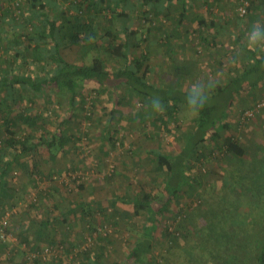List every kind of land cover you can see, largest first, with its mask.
<instances>
[{"label": "rangeland", "instance_id": "374dc122", "mask_svg": "<svg viewBox=\"0 0 264 264\" xmlns=\"http://www.w3.org/2000/svg\"><path fill=\"white\" fill-rule=\"evenodd\" d=\"M89 1L56 0L62 10L68 11L66 17L81 6L79 14L91 20L101 33L113 27L124 37V24L136 30L130 36L138 45L130 56L147 52L148 79L159 87L173 85L187 90L199 80L226 83L248 62L242 44L255 46L264 36V3L263 12L255 10L258 17L250 18L248 7L253 0H188L187 16L178 28L174 26L181 12L177 0L169 14L165 8L148 18H144L148 4L143 0H104L99 8ZM59 10L50 13L46 7L45 11L53 18ZM40 12L29 0H0V16L4 17L0 20V71L6 68L11 74H31L37 79L55 71L57 64L51 57L54 45L42 43L43 51L39 52L33 49L35 42L27 38L45 21ZM198 16L207 22L215 19L217 28L210 25L199 29ZM114 42L109 34L100 36L91 46L63 39L59 52L70 62H89L94 55L105 54L103 45ZM109 64L113 69L114 64L118 68L124 61L114 56ZM77 90L71 103L68 94L52 82L45 83L41 92L20 84L15 91L17 100L9 102L14 114L26 109L44 116L38 129L15 127L19 137L25 133L37 140L40 135L50 137L59 133L60 124L70 137L63 149L56 150L55 157L41 146L14 159L8 169L6 191L0 198V219L7 217L9 226L8 236L0 238V264L129 261L126 256L130 245L145 219L134 214L130 200L144 187L153 194L164 191L166 167H159L150 150L179 153L185 132L194 130L197 124L196 115L187 110L186 104L179 106L165 124L160 117L163 113L154 112L151 101L136 94L122 78L109 80L106 85L86 80ZM262 99L264 79L255 87L244 83L227 110L229 126L219 134L209 132L197 154L189 157L186 171L192 186L184 185L157 224L154 254L159 258L162 253L166 256V248L172 243L167 238H178L181 244L187 241L186 236L191 239L184 223L188 224L193 211L211 202L225 186L231 159L223 146L224 138L233 135L249 147L250 153L264 144V107L255 116L243 118L244 111ZM7 137L0 118V149L5 147ZM6 150L0 151L1 162L14 156L12 150ZM2 154L5 157L1 158ZM191 224L199 226L204 221L195 217ZM166 226L171 232L167 238Z\"/></svg>", "mask_w": 264, "mask_h": 264}, {"label": "trees", "instance_id": "16d2710c", "mask_svg": "<svg viewBox=\"0 0 264 264\" xmlns=\"http://www.w3.org/2000/svg\"><path fill=\"white\" fill-rule=\"evenodd\" d=\"M29 1L36 10H42L39 15L45 17V21L34 30L33 34H28L27 38L35 42L33 49L39 52L43 51L42 43L46 45L52 43L54 46L51 57L55 58L57 66L52 74L39 79L31 74H11V70L6 68L0 71V94L3 93L0 98V118L3 119L5 130L8 132L5 147L0 151L9 148L14 153L11 159L0 161V198L4 197L5 176L14 159H19L25 153L34 152L41 146L46 147L50 155L55 157L56 150L63 149L70 137L62 124L58 127L59 133H53L50 137L40 135L37 140L30 133L19 137L15 127L22 125L21 130L38 129L43 125L44 116L26 109L14 114L9 102L17 100L15 94L17 85H26L34 92H41L45 83L52 82L61 92L68 94L69 100L73 103L77 97V88L86 80H95L101 85H106L109 80L122 78L142 98L150 101L154 96L161 98L165 111L160 117L165 124L169 122V116H174L179 106L186 104V89L173 85L159 87L149 81L147 52L130 56L134 45H138L132 42L130 36V33H135L136 30L124 24L122 26L124 37L115 32L113 27L106 28L101 33L91 20L79 14L81 6L77 13L66 17L68 11L62 10L63 7L60 4L58 6L56 0H52L53 5L50 4L52 2L50 0ZM101 1L104 0H90L89 4L99 8ZM177 1L181 12L174 21L176 28L184 23L188 7V0ZM257 1L259 0L251 1V6L248 7L250 18L258 17L254 14L255 10L263 12L261 4L264 0L256 3ZM143 2L148 4V9L144 11V18H148L149 14H157L165 8L166 15L169 14L175 0H143ZM46 7L50 13H57L59 9L60 12L52 18L45 11ZM123 14L124 12L119 13V15ZM3 18L0 16V20ZM197 19L199 29L218 25L213 18L209 22L203 16H198ZM105 34H109L116 42L103 45L105 54H96L89 62H70L59 52L63 39L70 43L91 46L95 44L97 38ZM242 45L246 50L247 64L238 76L226 83L215 85L209 105L196 114V127L185 132L182 150L174 155L160 150H150L157 157L159 167H166L164 191L158 195L147 191L144 187L142 192L137 193L130 200L134 205V214L143 215L144 223L142 230L137 231L136 238L130 245L126 256L129 261H114L112 264H264V144L250 153L249 147L233 135H228L223 140L225 151L231 159L230 168L226 172L228 174L224 179L225 186L217 191V197L211 202L205 204L202 209L193 211L188 224L184 223V228L191 239L186 236L187 241L181 244L178 238H167L171 232L166 226L165 238L172 243L166 248V256L162 257V253L159 258L154 254L157 224L164 213L169 211L172 201L181 195L184 185L188 183L192 186L186 171L189 157L197 154L198 147L206 141L209 132L219 134L229 126L226 121L227 110L243 84L247 83L255 87L264 79V36L256 40L255 46ZM249 46L253 50H250ZM114 56L124 61V64L118 68L114 64V68L110 69L109 62ZM3 157L4 154L1 155V158ZM195 217L203 219L204 224L192 225Z\"/></svg>", "mask_w": 264, "mask_h": 264}, {"label": "clouds", "instance_id": "9594fccd", "mask_svg": "<svg viewBox=\"0 0 264 264\" xmlns=\"http://www.w3.org/2000/svg\"><path fill=\"white\" fill-rule=\"evenodd\" d=\"M249 49L253 50L251 46H249ZM215 85L216 82L213 80H199L187 87L185 103L187 110L192 115H196L209 105ZM151 108L156 113H163L165 111L163 102L159 96L152 98Z\"/></svg>", "mask_w": 264, "mask_h": 264}, {"label": "built area", "instance_id": "2783aa9c", "mask_svg": "<svg viewBox=\"0 0 264 264\" xmlns=\"http://www.w3.org/2000/svg\"><path fill=\"white\" fill-rule=\"evenodd\" d=\"M18 4V3H17ZM242 13L246 12V8H241ZM264 107V99L257 101L251 107L247 108L243 113V118H251ZM9 219L2 217L0 219V238L5 239L8 236Z\"/></svg>", "mask_w": 264, "mask_h": 264}]
</instances>
